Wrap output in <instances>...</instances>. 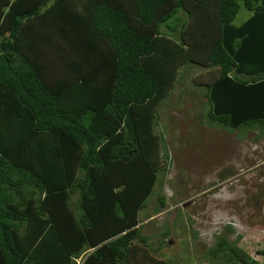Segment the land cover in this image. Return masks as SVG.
<instances>
[{
	"label": "trees",
	"instance_id": "1",
	"mask_svg": "<svg viewBox=\"0 0 264 264\" xmlns=\"http://www.w3.org/2000/svg\"><path fill=\"white\" fill-rule=\"evenodd\" d=\"M184 64L212 68L208 122L264 132V0H0V264H169L138 213ZM206 250L264 264L224 235Z\"/></svg>",
	"mask_w": 264,
	"mask_h": 264
},
{
	"label": "rangeland",
	"instance_id": "2",
	"mask_svg": "<svg viewBox=\"0 0 264 264\" xmlns=\"http://www.w3.org/2000/svg\"><path fill=\"white\" fill-rule=\"evenodd\" d=\"M251 13L240 4L231 22L238 24ZM211 70L209 65L181 66V77L159 105L154 128L163 131L160 152L167 156L138 213L140 230L169 264H219L206 250L217 234L264 263L257 252L264 251V132L206 120L201 81Z\"/></svg>",
	"mask_w": 264,
	"mask_h": 264
}]
</instances>
